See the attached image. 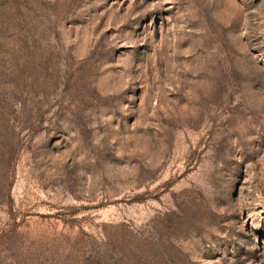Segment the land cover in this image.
<instances>
[{"label":"rangeland","instance_id":"rangeland-1","mask_svg":"<svg viewBox=\"0 0 264 264\" xmlns=\"http://www.w3.org/2000/svg\"><path fill=\"white\" fill-rule=\"evenodd\" d=\"M0 264H264V0H0Z\"/></svg>","mask_w":264,"mask_h":264}]
</instances>
